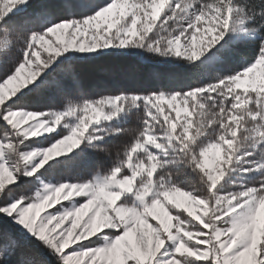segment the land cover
<instances>
[{"label": "snow or ice", "instance_id": "6c2138e0", "mask_svg": "<svg viewBox=\"0 0 264 264\" xmlns=\"http://www.w3.org/2000/svg\"><path fill=\"white\" fill-rule=\"evenodd\" d=\"M0 264H264V0H0Z\"/></svg>", "mask_w": 264, "mask_h": 264}, {"label": "trees", "instance_id": "16d2710c", "mask_svg": "<svg viewBox=\"0 0 264 264\" xmlns=\"http://www.w3.org/2000/svg\"><path fill=\"white\" fill-rule=\"evenodd\" d=\"M115 63L114 61L103 60L100 62L102 67L97 70L85 67L83 69V87L86 90H96L102 89L107 84L112 82L115 77L110 70V65ZM144 73L150 74L147 68L144 69ZM94 163V160L91 157H85L77 164L78 171H84L90 168Z\"/></svg>", "mask_w": 264, "mask_h": 264}, {"label": "rangeland", "instance_id": "374dc122", "mask_svg": "<svg viewBox=\"0 0 264 264\" xmlns=\"http://www.w3.org/2000/svg\"><path fill=\"white\" fill-rule=\"evenodd\" d=\"M211 155H212V154L210 153V154H209L210 158H211Z\"/></svg>", "mask_w": 264, "mask_h": 264}]
</instances>
